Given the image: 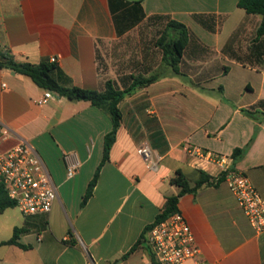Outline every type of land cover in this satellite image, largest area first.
I'll list each match as a JSON object with an SVG mask.
<instances>
[{
  "label": "crops",
  "instance_id": "0c3cea01",
  "mask_svg": "<svg viewBox=\"0 0 264 264\" xmlns=\"http://www.w3.org/2000/svg\"><path fill=\"white\" fill-rule=\"evenodd\" d=\"M238 2L143 0L147 16L168 15L190 30L179 65L182 74L163 64L155 71L140 69L151 66L144 50L146 57L118 51L110 75L100 67V46L136 36H118L109 0H0V50L19 63L54 60L70 78L67 85L98 91L106 79L123 89L122 76L159 75L120 103L123 117L109 161L81 207L102 160L104 137L112 129L109 115L89 102L56 95L40 104L45 90L27 76L0 69V123L36 149L58 191L48 214L26 217L15 207L0 213V243L15 228H27L17 240L25 247L0 245V264L148 262L146 234L138 241L167 196L178 193L169 183L175 171L192 182L202 171L214 178L221 174L220 165L191 154L190 147L227 157L229 168L246 175L264 200V68L243 65L222 52L238 29L243 30L240 41L247 32L254 36L261 22ZM199 14L216 17L214 32L195 21ZM17 142L16 136L0 141V149ZM143 143L162 157L157 170H148L138 155ZM235 149L245 150L237 162ZM65 155L81 162L71 179ZM178 209L195 236L202 264H264V232L250 224L225 180L182 196Z\"/></svg>",
  "mask_w": 264,
  "mask_h": 264
},
{
  "label": "trees",
  "instance_id": "16d2710c",
  "mask_svg": "<svg viewBox=\"0 0 264 264\" xmlns=\"http://www.w3.org/2000/svg\"><path fill=\"white\" fill-rule=\"evenodd\" d=\"M109 6L118 36L126 34L133 28L144 23L148 25H162V30L153 40V46L160 51L162 64L169 66L174 73L182 74L179 65L182 61L187 45L192 38L190 30L185 24L171 19L168 15L147 16L144 12L143 0H109ZM238 7L244 9L248 15L260 16L261 22L256 28L255 34L250 40L245 52H240V48L237 47L239 37L243 31L241 28L230 37L223 47L222 52L230 59L243 65L254 68H264V0H239ZM193 17L196 22L207 30L211 32L216 30L217 20L214 15L199 14L194 15ZM142 53L145 55L144 50H142ZM146 55L144 57H146ZM0 69H9L17 74L27 76L39 88L45 91H51L58 97H63L70 101L89 102L92 106L103 110L109 115L112 122V129L104 137L101 163L82 198L81 207H84L93 195L101 168L109 161L110 151L116 140V134L123 117L120 103L124 100L126 95L130 94L136 88L147 86L156 81L159 75L151 74L146 76L147 74L143 73H132L120 78L121 83H124V85L127 84L123 89L118 87L116 81L106 79L102 91L91 90L67 85L70 83V78L64 74L56 62L44 59L39 64H32L29 62L19 63L14 59L13 55L6 50H0ZM259 105H261V102L258 106ZM247 112L252 114L251 111ZM244 152V149H235L232 155L234 162H237L239 158L244 155ZM225 177V173H221L217 178H214L202 171L200 178L195 182H192L181 170L175 171L173 176L169 179V183L178 188V193L167 196L160 214L157 215L154 222L145 229L138 244L141 240H144V235L152 228V226L164 221L166 218L179 211L178 203L182 196L186 194L195 195L204 186L216 187L225 180ZM11 207H16L15 202L8 197L5 189L0 186V213ZM26 231V227L15 228L12 237L8 241L0 243V245L18 244L21 247H25L19 244L17 240L20 234ZM136 245L131 251L135 249Z\"/></svg>",
  "mask_w": 264,
  "mask_h": 264
},
{
  "label": "built area",
  "instance_id": "2783aa9c",
  "mask_svg": "<svg viewBox=\"0 0 264 264\" xmlns=\"http://www.w3.org/2000/svg\"><path fill=\"white\" fill-rule=\"evenodd\" d=\"M54 95L46 90L39 103H48ZM14 136L18 138L14 146L7 150L0 149V186L24 216L48 214L58 199L57 186L36 149L0 123V141ZM189 152L221 166V173L226 174L225 182L250 224L258 233L264 232V200L249 178L241 172L231 170L227 157L196 147H190ZM137 153L148 170L158 169L162 157L154 154L149 144H141ZM69 158L68 155L64 156L66 176L71 179L78 172L81 162ZM146 244L151 259L144 264H202L195 236L180 211L152 226L146 233Z\"/></svg>",
  "mask_w": 264,
  "mask_h": 264
},
{
  "label": "rangeland",
  "instance_id": "374dc122",
  "mask_svg": "<svg viewBox=\"0 0 264 264\" xmlns=\"http://www.w3.org/2000/svg\"><path fill=\"white\" fill-rule=\"evenodd\" d=\"M162 27L163 26L159 24L148 25L144 23L129 31V33L134 34L136 37L129 36L115 43L106 42L105 44H102L99 49V61L102 72L105 74H108L110 72V75L111 73H113V69L116 67V56L118 54V51H121L122 54L125 55L141 56L142 50H147L146 52L150 55L149 58L151 66H141L140 69L146 70L147 68L151 67L153 69L152 71H155V68L157 69L162 65V60L160 51L153 46V40L158 36L160 31L162 30ZM252 38V33L247 32L243 35L237 46L238 48H240V52L246 51L245 49L248 47L249 42ZM127 51H130V53H125ZM126 62L121 66H127ZM137 67V64L132 65L133 70ZM15 210H18V208L15 207ZM20 215H22V213H20Z\"/></svg>",
  "mask_w": 264,
  "mask_h": 264
},
{
  "label": "water",
  "instance_id": "95a60500",
  "mask_svg": "<svg viewBox=\"0 0 264 264\" xmlns=\"http://www.w3.org/2000/svg\"><path fill=\"white\" fill-rule=\"evenodd\" d=\"M132 1H137V0H132Z\"/></svg>",
  "mask_w": 264,
  "mask_h": 264
}]
</instances>
